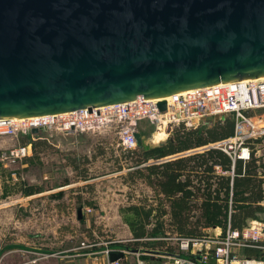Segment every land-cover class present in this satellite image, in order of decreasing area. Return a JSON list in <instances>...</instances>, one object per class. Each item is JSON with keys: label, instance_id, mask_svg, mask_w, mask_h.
Instances as JSON below:
<instances>
[{"label": "water", "instance_id": "1", "mask_svg": "<svg viewBox=\"0 0 264 264\" xmlns=\"http://www.w3.org/2000/svg\"><path fill=\"white\" fill-rule=\"evenodd\" d=\"M262 74L264 0H0V117Z\"/></svg>", "mask_w": 264, "mask_h": 264}, {"label": "rangeland", "instance_id": "2", "mask_svg": "<svg viewBox=\"0 0 264 264\" xmlns=\"http://www.w3.org/2000/svg\"><path fill=\"white\" fill-rule=\"evenodd\" d=\"M247 116L253 125L264 126V108L250 110ZM216 121L209 118L200 127L210 128ZM40 130L0 136V264H105L104 257L76 255L73 246L81 240L101 243L131 237L125 223L131 216L125 207L154 201L155 196L143 193L140 180L132 183L124 177L135 167L116 169L123 163L118 160L115 123L69 133ZM136 130L141 148L156 145L149 142L153 127L146 121L137 122ZM254 139L249 141L250 155L258 152L264 157V133ZM250 143H261L258 151ZM19 146H26L27 151L12 162L7 155ZM83 172L85 179L78 177ZM29 185L35 192L27 195L24 189ZM77 208L83 219L79 222ZM86 208L90 210L83 216ZM165 245L166 250L152 251H175L174 240H165ZM119 250L122 264L168 261L160 256L164 254L148 249H138L135 259L125 247Z\"/></svg>", "mask_w": 264, "mask_h": 264}, {"label": "built area", "instance_id": "3", "mask_svg": "<svg viewBox=\"0 0 264 264\" xmlns=\"http://www.w3.org/2000/svg\"><path fill=\"white\" fill-rule=\"evenodd\" d=\"M160 101H164L163 110L157 106ZM259 108H264V79L245 78L176 91L157 98L137 96L129 101L94 106L89 110L83 107L62 113L25 118L0 117V136H13L30 131L32 128L78 132L115 123L118 145L133 149L137 144L135 133L138 134L136 124L139 121H146L153 127V131L161 128L165 132L164 140L178 125L195 129L209 118L221 120L230 116L234 121L232 135L208 143L202 147V150L217 148L227 154L232 163L236 158L243 161L250 159L249 141L264 133V126L253 125L252 119L246 114L250 110ZM11 151L7 158L14 162L25 155L27 147L19 146ZM142 165L144 163L140 166ZM211 167L213 175H232L231 170H222L216 164ZM196 182L197 180L194 179L195 184ZM228 207H230V199ZM89 210V208L84 209L83 214ZM204 230L210 232L200 238H171L175 242V251L171 253L148 252L164 254L160 256L168 259L165 264H264V258L240 256L236 253L237 249L244 247L264 250V221L250 219L239 229L229 228L227 222L223 232L217 226L206 227ZM110 252L109 249L104 248L98 254L104 256L105 264H122L120 258L107 260ZM133 253L136 256L139 254L138 250ZM136 261L137 264L142 263Z\"/></svg>", "mask_w": 264, "mask_h": 264}, {"label": "trees", "instance_id": "4", "mask_svg": "<svg viewBox=\"0 0 264 264\" xmlns=\"http://www.w3.org/2000/svg\"><path fill=\"white\" fill-rule=\"evenodd\" d=\"M233 129V118L228 116L218 119L212 127L205 129L178 125L159 145L141 148L137 141L133 149L118 147L121 153L118 160L123 164L117 165L116 169L135 167L126 171L124 177L132 183L140 180L151 186L155 193L154 205L143 201L139 205L125 207L131 216L125 220L131 234L130 241L124 243L126 250L137 247L149 251L166 250L165 240L173 237L200 238L203 230L212 226L219 227L223 232L227 222L229 228L239 229L246 224V219L255 218L253 210L262 208L259 205L252 208L250 204L260 199L262 194L261 180L256 177L252 153L250 159L243 161L236 158L232 163L230 157L217 148L183 155L184 151L205 146L208 144L206 142L213 143L232 135ZM163 157L174 158L139 166L149 159ZM190 161H195L196 167L201 170L192 168ZM213 164L222 170H231L232 175H212ZM71 166L74 167L73 162ZM78 175L85 179L84 172ZM190 175L196 178V185L191 184ZM24 192L30 195L35 192V187L26 186ZM147 238H152V241L148 242ZM242 249L247 257L264 258L262 249Z\"/></svg>", "mask_w": 264, "mask_h": 264}, {"label": "crops", "instance_id": "5", "mask_svg": "<svg viewBox=\"0 0 264 264\" xmlns=\"http://www.w3.org/2000/svg\"><path fill=\"white\" fill-rule=\"evenodd\" d=\"M197 128L205 129L206 127H200L199 126ZM149 142L152 143V137L149 138ZM163 142H161V143H163ZM206 143H210V142H206ZM250 144L254 145L255 149H257V151H258V148H259L261 143H250ZM202 147L203 146L196 147V148H193V149L188 150V151H184L183 155H186V154H188V153H190L192 151H195V150H198L199 152H201V151H203ZM170 158H174V157H163V158H158V159H149L142 166H146V165L152 164V163H157V162H160V161H163V160H166V159H170ZM253 160H254V170L256 171V177L260 178V180H261L260 189H261L262 197L260 199L254 200L253 202H251L250 205H251L252 208L255 207L256 205H259L262 208V210H253V215H254L255 218H248V219H246V222L248 220H250V219H257V220L264 221V157L260 156L258 154V152H257L256 155L253 156ZM194 162L195 161H190V164L192 165V168L194 167V169L197 170L196 164ZM211 170L213 171L212 168H211ZM212 171H211V174L213 175ZM181 177H183V176H181ZM189 178H190L191 184L192 185H196L194 183V179L196 180V178L193 175H190ZM190 189H192V187ZM143 193L146 196H149V197L150 196L152 197V196L155 195L154 190L152 189V187L149 186V185H146L145 183H143ZM146 203L154 205L152 199H147ZM229 210H230V207L227 206V211L229 212ZM85 215L86 214H83V216H85ZM77 220H78V222L80 221V219H77ZM128 241H130V239L128 237H124L123 240L111 239V240H108V241H105V242H101V243H96V242L86 243V242L81 240V241L78 242L77 246H73V250H76V255H84V256L85 255H96V257H100L101 258V257H104V256L101 255V254H98L99 251L103 250L104 248L109 249L111 252L112 251H118L119 249H121V247H125L124 243H126ZM68 249H71V248H68ZM125 249H126V247H125ZM128 249H130V248H128ZM138 249H142V248L137 247V248L128 250V251H131L129 254H132L133 259H135V256H136L135 253H133V251L138 250ZM120 251H122V250H120ZM142 251H145V249H142ZM238 251H239L240 255L246 256V255L243 254V249L242 248H240L239 250L237 249V253H238Z\"/></svg>", "mask_w": 264, "mask_h": 264}, {"label": "bare ground", "instance_id": "6", "mask_svg": "<svg viewBox=\"0 0 264 264\" xmlns=\"http://www.w3.org/2000/svg\"><path fill=\"white\" fill-rule=\"evenodd\" d=\"M254 79H264V74L256 76V77H254ZM164 135H165V132L161 128L159 130L153 131V133L150 136V137H152V143L157 144L158 142H161L164 138Z\"/></svg>", "mask_w": 264, "mask_h": 264}]
</instances>
